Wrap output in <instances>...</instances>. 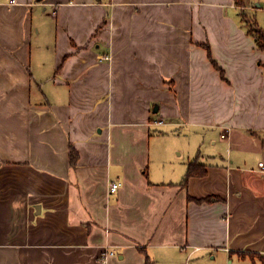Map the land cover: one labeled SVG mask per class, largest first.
Returning <instances> with one entry per match:
<instances>
[{"label":"crops","instance_id":"obj_1","mask_svg":"<svg viewBox=\"0 0 264 264\" xmlns=\"http://www.w3.org/2000/svg\"><path fill=\"white\" fill-rule=\"evenodd\" d=\"M263 4L0 0V264H264Z\"/></svg>","mask_w":264,"mask_h":264},{"label":"trees","instance_id":"obj_2","mask_svg":"<svg viewBox=\"0 0 264 264\" xmlns=\"http://www.w3.org/2000/svg\"><path fill=\"white\" fill-rule=\"evenodd\" d=\"M241 20L247 26L248 31L256 37L258 46L264 49V28L259 25L254 17L248 18L247 13L243 11L241 13ZM71 154L72 159H74V152L72 151ZM206 171L207 170L203 164H201L197 160H193L189 163L186 179H188L192 175H203L206 173ZM251 257L254 261L255 256L252 255Z\"/></svg>","mask_w":264,"mask_h":264},{"label":"built area","instance_id":"obj_3","mask_svg":"<svg viewBox=\"0 0 264 264\" xmlns=\"http://www.w3.org/2000/svg\"><path fill=\"white\" fill-rule=\"evenodd\" d=\"M13 1V0H12ZM106 58H110V55L106 56ZM162 120H159L158 123H162ZM223 136H225V134H223ZM260 166H264V162H259ZM262 171H264V168L261 169ZM120 187V183L119 182H110L109 183V190L111 192H114L116 190H118ZM116 255V249L113 248L112 246H110L109 244H106L105 247H103V250L101 252V257H100V264H108V258L111 256H115Z\"/></svg>","mask_w":264,"mask_h":264},{"label":"rangeland","instance_id":"obj_4","mask_svg":"<svg viewBox=\"0 0 264 264\" xmlns=\"http://www.w3.org/2000/svg\"><path fill=\"white\" fill-rule=\"evenodd\" d=\"M263 2H264V0H263ZM260 10H261V12H258L257 16H258V19H259L261 25L264 26V4H263V7L260 8ZM243 12H246V11H243ZM247 15H248V18H252V16L249 13H247ZM262 259L264 261V257H262ZM219 263H220V258L216 259L215 262L210 260V262L208 264H219Z\"/></svg>","mask_w":264,"mask_h":264},{"label":"water","instance_id":"obj_5","mask_svg":"<svg viewBox=\"0 0 264 264\" xmlns=\"http://www.w3.org/2000/svg\"><path fill=\"white\" fill-rule=\"evenodd\" d=\"M157 109V108H156Z\"/></svg>","mask_w":264,"mask_h":264}]
</instances>
